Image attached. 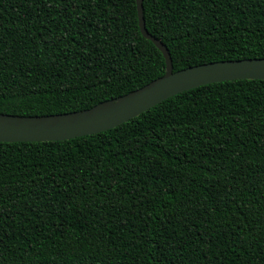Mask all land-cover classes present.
<instances>
[{"label": "trees", "instance_id": "trees-1", "mask_svg": "<svg viewBox=\"0 0 264 264\" xmlns=\"http://www.w3.org/2000/svg\"><path fill=\"white\" fill-rule=\"evenodd\" d=\"M173 70L264 58V0H143ZM136 0H0V113L89 109L166 71ZM0 264H264V80L115 128L0 141Z\"/></svg>", "mask_w": 264, "mask_h": 264}, {"label": "water", "instance_id": "water-1", "mask_svg": "<svg viewBox=\"0 0 264 264\" xmlns=\"http://www.w3.org/2000/svg\"><path fill=\"white\" fill-rule=\"evenodd\" d=\"M136 1L141 32L164 55L165 74L89 109L41 116L0 113V141H59L92 135L115 128L174 95L202 85L237 79L264 80V58L210 62L174 71L167 46L146 28L143 0Z\"/></svg>", "mask_w": 264, "mask_h": 264}]
</instances>
